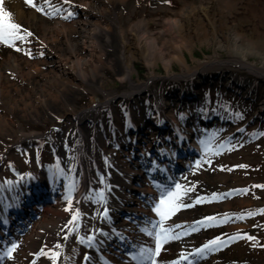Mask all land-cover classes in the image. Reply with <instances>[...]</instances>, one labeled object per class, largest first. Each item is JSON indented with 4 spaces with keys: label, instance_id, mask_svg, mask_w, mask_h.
Returning a JSON list of instances; mask_svg holds the SVG:
<instances>
[{
    "label": "rangeland",
    "instance_id": "rangeland-1",
    "mask_svg": "<svg viewBox=\"0 0 264 264\" xmlns=\"http://www.w3.org/2000/svg\"><path fill=\"white\" fill-rule=\"evenodd\" d=\"M16 1L25 11L35 10L26 3V0ZM198 1L201 0H128L124 5L116 4L109 18L115 27L116 25L123 27L124 40L133 44L129 26L139 18H147L150 31L158 33L166 27L167 19L178 17L183 8L197 4ZM11 2L12 0H4L5 10L11 14L14 23L20 25L26 32L32 33L27 39L35 43L34 30L18 20ZM201 14L203 20L195 19L190 25L204 33L203 36L200 35V39L193 40L191 50H184L186 62L195 68L218 54L225 65L208 66L202 71V74L219 75L222 79L213 86L201 87L198 92L199 100L194 101L193 106L187 108L186 112L175 107L167 110L174 111L171 116H176L181 123V118L185 114L189 117L188 122L189 120L194 122V127L189 129H197L195 138L201 145V155L188 170L179 173L175 183L163 193H175L176 186H180V198L176 201L177 210L184 209V204L191 194L198 193L199 199L204 201L196 207L201 219H214L206 222L208 226L204 229L195 227L196 231L211 232L219 229L220 236L226 237L223 245L207 259L216 257L220 260L221 257L230 256L232 264H264V130L263 132L258 130L259 125L264 124V78H257L246 69L232 63L230 60L234 58L233 54L226 48H219L217 42L224 41L226 33L234 30L242 38L238 43L240 46L253 43L264 53V0H215V4L211 6L204 5ZM114 31L108 58L118 60L117 46L121 38L118 32ZM165 38L166 36H162L159 44ZM19 42L17 41L16 47ZM8 52L19 54L20 51L0 43V58ZM25 58L31 64L38 60L51 63L54 61V56L48 53L47 49L35 48L30 55L26 54ZM248 61L258 66L263 64V59L257 54L248 55ZM132 66L131 78L124 81L120 80L121 65L116 70L108 67L100 69L98 82L111 96L117 97L112 99L111 103L101 105L97 109H91L92 98L97 97L99 101L105 102L109 97L95 87L87 86L77 90L69 89L65 100L59 105H53L50 111L43 112V108L38 104L42 114L35 120L25 114H12L0 109V113H4L14 129V134L10 137L0 135L1 199L8 187L19 179L33 174H43L51 184V191L62 198L78 193L81 180L77 157L82 143L78 131L84 133L82 153L87 161L84 165L91 170L90 159L98 158L96 166L103 172L104 184H109L108 176L119 153L116 147L118 132L116 128L123 129L129 124L131 112L143 117L155 118L157 115L154 107L146 110L142 108L140 114L135 108L129 110L127 106L122 105L124 101L122 98L135 90L133 86L147 83L150 72L161 77L150 84L148 88L150 94H165L175 85L189 84L191 79L178 77L184 71L178 62L172 64L171 73L174 77L169 78L166 77V68L160 59H157L151 68L142 58L133 60ZM40 68L46 75L50 74L49 65ZM230 81L240 86L232 84V90L229 91L226 87ZM15 83H18L21 89H26L25 84L19 81ZM76 83L77 86H81L79 82ZM222 84L224 86H221ZM14 96L17 97L16 94ZM85 111L89 113L77 124L76 117ZM113 111L116 112L114 120L111 118ZM199 118L215 120L212 124L202 127L198 124ZM105 124L106 131L111 137L108 139L106 135L104 147L96 150L91 144V139ZM32 134H40V138L35 139L33 143L16 146L2 159V155L9 147L19 143L24 135ZM95 190L99 193L100 185H97ZM98 193H95V196ZM160 199L161 197L159 202ZM228 207L230 209L226 210ZM30 224L32 226V223ZM195 233L192 235V247L200 243ZM22 236L23 233L19 238L22 239ZM168 237L176 235L170 234ZM16 246L17 249L21 247L19 244ZM184 246L185 253L192 248L189 244ZM17 249L12 251V254L15 255ZM64 249L65 243L61 242L58 249L59 257Z\"/></svg>",
    "mask_w": 264,
    "mask_h": 264
},
{
    "label": "bare ground",
    "instance_id": "bare-ground-1",
    "mask_svg": "<svg viewBox=\"0 0 264 264\" xmlns=\"http://www.w3.org/2000/svg\"><path fill=\"white\" fill-rule=\"evenodd\" d=\"M127 1L35 0L37 6L43 9V13H41L37 10L25 11L19 2L12 0L11 7L14 9L15 16L18 20L23 21L28 28L34 30V39L36 40L34 46H27L26 42H19L17 47L27 50V52L35 48L47 49V52L54 56V61L51 63L38 60L31 64L24 55L11 52L0 58V109L12 114H25L35 120L42 114L38 109L39 105L43 108V112L50 111L53 105H59L65 100L69 89L77 90L86 86L95 87L98 91L105 93L107 98L109 97L105 102L93 97L91 109H97L101 105L111 103L112 99L117 97L116 95L111 96L98 82L100 69L108 67L111 70H116L121 65L120 80H129L132 76V61L138 58L144 59L149 68L156 64L157 59H160L165 65L167 78L174 77L171 73L174 62L180 63L184 68L178 77L191 79L204 77L202 71L208 66L225 65L216 54L200 63L198 67L193 68L188 65L184 55V50H191L193 47V40L200 39V35L203 36L204 33L198 28H193L190 25L191 22L195 19L203 20L201 14L203 6H211L215 4V0H201L197 4L183 8L178 17L167 19L166 27L158 33L150 31L147 18H139L129 26L133 44L124 40L123 27L121 25L115 27L109 18L116 4L124 5ZM69 12L73 14L68 16ZM114 30L121 38L117 46L119 49L118 60L108 58ZM162 36H166V38L159 44V39ZM241 40L240 35L234 30H230L226 33L225 42L222 40L217 42L219 48H226L233 54L234 58L230 60L232 63L246 69L257 78H264V53L258 50L253 43L240 46L238 43ZM251 54H257L263 59L262 66L248 61V55ZM43 65L50 66L49 75H46L40 68ZM160 79V76L150 72L149 81L143 85L138 83L137 86H133L135 90L130 94L148 89L152 82ZM15 81L25 84L26 89H21ZM76 82H79L81 86H77ZM139 85L141 86L139 87ZM189 91L191 89L187 88L186 92ZM169 101L162 100L160 123H171L172 131L178 136L176 142L179 139L187 141L189 138V142H192V134L184 135L180 129L175 127L176 120L170 121L171 113L164 112V109L172 105ZM87 113L89 111L77 116L75 122L79 124L87 116ZM78 133L80 142H82L79 147L80 152L84 147V133L81 131ZM13 134L14 129L7 117L4 113H0V135L10 137ZM27 137L28 140L34 141L32 135ZM105 140L106 133L102 127L91 139V144L97 150L104 147ZM127 144L122 143L119 148L112 172L108 176L110 180L108 185L104 184L103 172L99 171L96 166L98 158L90 159L91 170H89L84 165L87 161L83 157V153L80 156L78 153L77 167L81 180L78 193L66 195L63 198L59 195H50V204L46 205L48 207H43L41 204L36 205L37 213L31 214L33 216L30 222L32 226L29 224L25 228L26 232L22 239L12 234H6L3 237L5 239L0 243L2 249L0 264H97L99 252L108 251L111 247L109 243L116 238L112 231L114 228L115 230L119 228H116L115 224L123 212V207L134 206L130 205L129 198L137 190L145 195L147 201L143 200V205L137 204L136 209H132L133 212L138 210L140 213L137 218H132L134 221H126L122 225L124 229L120 235H126L124 244L120 249L114 251L113 260L108 264H139L141 258L140 260L133 258L136 254L133 257L126 254L132 249H138L139 251H135V253L139 254L141 249L151 250L150 259L143 260L142 264H152L153 261L155 264H232L230 256L228 258L220 256L221 259L223 258L222 260H218L216 257L207 259L223 245L226 237L220 236V230H213L215 228L211 229L213 230L211 232L208 230L196 231L195 227L199 226L204 229L208 226L206 222L213 221V219H201L200 212L196 207L204 201L199 199L198 193L189 195L184 209L176 210L167 220H162L154 212L159 203L157 201L159 196L150 195L154 193V190L149 186V181L144 184L145 188L140 187L142 184H138V182H144L139 177H136L135 181L140 186L134 187V184L131 183L135 173H132V169L129 168L133 160L130 159L132 149ZM44 179L42 174H33L22 178L10 186L3 198H0V207L6 205L9 211H15L14 209L17 208L27 209V206L21 203L22 201L17 195L25 192L26 198L31 199V190L27 189L43 186ZM173 180L172 182L176 181L175 178ZM97 185H100L99 193L95 190ZM166 186L167 184L158 190L164 191ZM95 193L98 194L95 196ZM229 209L230 207L226 210ZM0 211L2 210L0 209ZM77 212L79 217L74 220ZM153 225L156 226L153 227ZM10 228L12 227L10 226ZM161 229L168 231V235H163ZM153 230L159 233L160 250L158 254H156L158 238L152 236ZM193 232H196L195 237L200 239V243L195 247L191 246ZM170 234H174L176 237L169 238ZM113 237L114 239H112ZM213 240H217L218 243L211 245ZM61 242L65 243V249L59 257L58 249ZM16 244L21 247L17 249ZM187 244L192 248L185 253L184 245L187 246ZM13 245L18 251L15 255L11 252V258H9L7 253ZM206 245L211 246L205 247ZM201 249H203L202 252ZM107 255L106 257H111L110 253Z\"/></svg>",
    "mask_w": 264,
    "mask_h": 264
},
{
    "label": "snow or ice",
    "instance_id": "snow-or-ice-1",
    "mask_svg": "<svg viewBox=\"0 0 264 264\" xmlns=\"http://www.w3.org/2000/svg\"><path fill=\"white\" fill-rule=\"evenodd\" d=\"M26 3H28L29 6L35 7L37 11H43L42 8L37 6L35 0H26ZM72 14L73 13L69 12L68 16H71ZM22 32L24 34H21ZM31 35L32 33L26 32L21 28L20 25L13 22L11 14L8 11H6L4 8V0H0V43L8 47H13L15 48L16 51H21L19 47H16L17 41L24 42L26 41L27 37ZM26 54L30 55V53H26ZM176 188L177 191L175 193L173 192L162 193L160 202L155 208L156 213L161 217L162 220H167L177 210L176 201L180 198L179 195L180 186L177 185ZM78 217H79V213L77 212L74 217V220ZM210 219H214V218H210ZM155 226L156 225H153V227ZM161 231L164 233L165 236H167V233L165 232L164 229H161ZM249 239L251 238L249 237ZM217 243H218L217 240H213L211 242V245H215ZM211 245H206L205 247H210ZM14 250H15V245H13V247L8 250L7 255L9 256V258H11V252ZM159 250H160V244L158 237L156 254L159 253ZM200 251L202 252L203 249H201ZM151 255H152L151 250L141 249L139 254L141 260L139 264H142L143 260L150 259ZM52 258L55 259V257ZM133 258L136 259V257ZM152 264H155V262L153 261Z\"/></svg>",
    "mask_w": 264,
    "mask_h": 264
},
{
    "label": "water",
    "instance_id": "water-1",
    "mask_svg": "<svg viewBox=\"0 0 264 264\" xmlns=\"http://www.w3.org/2000/svg\"><path fill=\"white\" fill-rule=\"evenodd\" d=\"M25 141H27V139H23V140H21V141H20V144H21V143H24Z\"/></svg>",
    "mask_w": 264,
    "mask_h": 264
}]
</instances>
